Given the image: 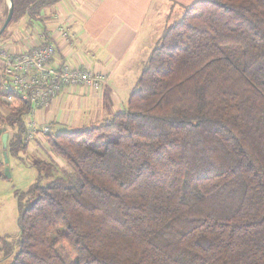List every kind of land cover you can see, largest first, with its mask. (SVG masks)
Segmentation results:
<instances>
[{
	"label": "trees",
	"instance_id": "16d2710c",
	"mask_svg": "<svg viewBox=\"0 0 264 264\" xmlns=\"http://www.w3.org/2000/svg\"><path fill=\"white\" fill-rule=\"evenodd\" d=\"M58 1L14 0L0 39ZM142 71L126 109L46 132L66 164L34 162L19 232L0 236L11 264H264V0L187 4ZM1 104L19 155L31 105Z\"/></svg>",
	"mask_w": 264,
	"mask_h": 264
},
{
	"label": "crops",
	"instance_id": "0c3cea01",
	"mask_svg": "<svg viewBox=\"0 0 264 264\" xmlns=\"http://www.w3.org/2000/svg\"><path fill=\"white\" fill-rule=\"evenodd\" d=\"M193 1L60 0L44 9L40 22L28 25L23 17L19 19L21 25L9 27L2 38L8 45L3 46L6 49L30 50L43 41L41 34L44 33L56 46V63L67 61L86 66L106 77L100 89L85 84L66 86L47 106L34 113L32 120L37 121L39 129L44 125L49 127L47 132L81 129L124 110L152 49L160 43L166 29L181 18L185 6ZM176 10L178 13L174 14ZM58 23L68 29L69 36L56 32L54 27ZM0 107L4 109L1 102ZM44 151L60 166L64 165L50 150L46 132L40 129L29 140L24 152L31 156L34 164L43 158ZM6 178L0 177V236L13 230L10 229L12 223L18 226L14 232H19V211L16 209L19 202L11 211L8 184L3 182Z\"/></svg>",
	"mask_w": 264,
	"mask_h": 264
},
{
	"label": "built area",
	"instance_id": "2783aa9c",
	"mask_svg": "<svg viewBox=\"0 0 264 264\" xmlns=\"http://www.w3.org/2000/svg\"><path fill=\"white\" fill-rule=\"evenodd\" d=\"M56 32L67 37L68 29L58 23ZM43 41L37 46L25 51H11L0 46V88L4 91V99L13 102L16 98L30 103L29 133L30 140L37 130L47 132L49 127L39 125L34 117L38 109H43L66 86L89 85L100 89L106 81L104 74L91 70L86 66H77L70 62H55L56 46L41 34Z\"/></svg>",
	"mask_w": 264,
	"mask_h": 264
},
{
	"label": "rangeland",
	"instance_id": "374dc122",
	"mask_svg": "<svg viewBox=\"0 0 264 264\" xmlns=\"http://www.w3.org/2000/svg\"><path fill=\"white\" fill-rule=\"evenodd\" d=\"M2 7H3V5H2ZM176 13H178L177 10L174 12V14H176ZM174 14H173V16H174ZM180 15H182L181 12H180ZM19 21L20 20H14L11 23L10 28H13L15 25H17V27L19 25H21V22H19ZM2 40H4V39H2V38L0 39V46H8L5 43H3ZM3 97H4V94L0 93V102H1V99ZM127 107H128V103L127 104L125 103L124 109H126ZM97 123H100V122H96V123L93 122V124H97ZM69 131H71V130H69ZM42 153L44 154L43 158H45L47 160L53 159L50 157V155L47 153V151H44ZM59 158L63 161V164L65 165L66 164L65 160L61 157H59ZM31 160H32L31 156H29L27 153H25L24 150H21V153L19 155L14 154L12 152H9V163L8 164H9L10 169H11V177L10 178L7 177L6 179H4L5 181H3V182H4V184H8V187H6V190L9 192L8 204L11 203L10 204V210L11 211H13V209L15 210V203H18L19 194L24 193L25 198H26L28 196V189L30 188L31 184L33 182H35L38 178L39 170L35 164L31 163ZM66 167H67V165H66ZM60 170H62V169L60 168ZM44 181L46 182V180H44ZM1 190L2 189L0 188V191ZM16 209L19 211L18 205H17ZM17 227L18 226L15 223H12V226H10V229H13V230H10L11 232H8L7 234H4L3 236H6V238L8 240H13L14 236L17 235V233H18L17 230H16V232H14V230ZM2 244H3V242L0 240V245H2ZM4 252H5V250H3V249L0 250V264H11L12 263V257L11 256L4 257Z\"/></svg>",
	"mask_w": 264,
	"mask_h": 264
},
{
	"label": "water",
	"instance_id": "95a60500",
	"mask_svg": "<svg viewBox=\"0 0 264 264\" xmlns=\"http://www.w3.org/2000/svg\"><path fill=\"white\" fill-rule=\"evenodd\" d=\"M14 9H15V2L14 0H8V12L6 15V18L3 22V24L0 27V36L1 34L4 32V30L6 29V27L8 26V24L10 23V21L12 20L14 13ZM0 137H2V139L0 140V159H4L5 163L7 166H5L4 169V174L7 177H11V169L9 166V151H8V138H9V133L6 131V127H3L2 129H0ZM1 145L3 147V149H1Z\"/></svg>",
	"mask_w": 264,
	"mask_h": 264
}]
</instances>
